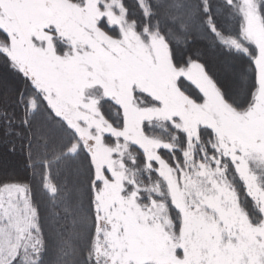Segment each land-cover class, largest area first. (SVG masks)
<instances>
[{
    "label": "snow or ice",
    "instance_id": "1",
    "mask_svg": "<svg viewBox=\"0 0 264 264\" xmlns=\"http://www.w3.org/2000/svg\"><path fill=\"white\" fill-rule=\"evenodd\" d=\"M0 264H264V0H0Z\"/></svg>",
    "mask_w": 264,
    "mask_h": 264
}]
</instances>
